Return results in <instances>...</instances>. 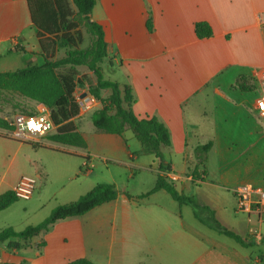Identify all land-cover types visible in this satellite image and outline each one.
<instances>
[{"label": "crops", "instance_id": "1", "mask_svg": "<svg viewBox=\"0 0 264 264\" xmlns=\"http://www.w3.org/2000/svg\"><path fill=\"white\" fill-rule=\"evenodd\" d=\"M92 19L102 24L108 42L103 67L108 63L119 75L114 80L131 84L138 116H156L166 123L172 143L162 149L163 163L170 168L164 173L199 206L174 198L179 207L153 202L152 195H167L164 189L136 197L150 189L133 187L131 180L148 172L154 187L159 159L141 152V142L130 129L122 135L84 131L82 119L91 107L80 103L72 121L86 147L41 137L21 140L0 128V194L13 190L22 176L33 177L37 184L28 207L46 210V217L100 182L116 184L118 197L59 220L42 234V247L36 239L21 249L9 247L14 237L2 241L0 262L67 264L87 258L95 264H264V222L256 215L249 220L238 209L232 189L239 183L229 182V169L223 167L229 161L220 167L221 179L193 175L198 145L211 141L210 152L225 154L234 139L264 131L256 110L264 69V0H97ZM198 21H207L213 35L199 38ZM0 54V72L44 63L28 0H0ZM240 76H245L244 88L237 84ZM109 94V89L102 92L104 97ZM24 98L27 110L15 115L42 105ZM7 113L0 108L6 119ZM8 215L0 216V229L19 230ZM214 218L245 244L213 228Z\"/></svg>", "mask_w": 264, "mask_h": 264}, {"label": "trees", "instance_id": "2", "mask_svg": "<svg viewBox=\"0 0 264 264\" xmlns=\"http://www.w3.org/2000/svg\"><path fill=\"white\" fill-rule=\"evenodd\" d=\"M97 0H28V6L33 23L38 28V39L44 56L41 65H29L16 70L0 72V91H11L24 97L43 103L51 110V116L56 131L49 135V140L76 147H86L87 142L82 132L77 128L72 118L81 110L77 98V88L83 76L79 75L78 66H87L96 76V84L90 88L91 94L101 102L92 114V121L99 130L122 135L127 129L134 132L141 142L142 153L154 154L160 161L155 186L136 197L143 198L164 189L172 198L180 203H192L199 206L198 201L190 195L179 191L174 182L169 180L164 171L169 170L163 163L162 149L171 146L170 129L165 122L156 116H138L133 110L136 101L131 84L108 79L104 75L101 64L108 56V42L105 31L99 22L92 19V11ZM74 5H73V4ZM86 27L91 35L89 48L80 47L83 39L81 26ZM148 28L152 25L148 21ZM195 31L199 38L213 35V28L207 21H198ZM65 49V55L57 57V52ZM2 54H0V59ZM246 82L245 76H240L237 84ZM111 89L104 97L102 90ZM29 111L25 114H35ZM0 128L13 130L11 122L0 114ZM212 148V142L196 147L198 164L193 170L194 176L204 179L206 171L201 168L206 162L207 154ZM163 171V172H162ZM120 190L114 183L100 182L78 199L57 205L41 222L30 224L22 230L14 227L0 229V243L10 238L13 249L42 247L46 242L42 234L47 233L59 220L82 215L89 210L110 202L118 197ZM130 197L131 194L128 193ZM19 198L14 190L0 194V211L12 205ZM212 227L220 233L228 235L240 243L245 239L235 231L223 226L216 218ZM0 264H16L4 262ZM23 264V263H21ZM67 264H95L87 258H79Z\"/></svg>", "mask_w": 264, "mask_h": 264}, {"label": "rangeland", "instance_id": "3", "mask_svg": "<svg viewBox=\"0 0 264 264\" xmlns=\"http://www.w3.org/2000/svg\"><path fill=\"white\" fill-rule=\"evenodd\" d=\"M81 31L83 39L80 47L87 49L92 43L91 35L87 32V29L83 24L81 26ZM60 51L61 53H59L57 57L65 55V49H61ZM106 64L107 65L105 67L101 64L105 77L112 80H114V77H119L116 72H112L110 70L108 63ZM78 71L80 76H85L81 79L82 83L78 85L76 92L77 98L85 108L91 107V110L85 115V117H83L81 127L84 131L91 132L97 130L91 120V116L95 107L101 104L100 101L97 100L90 92V88L96 84V76L85 65L78 66ZM102 92H104V90H102ZM109 92L111 93V89H109ZM23 99L25 98L18 93L0 91V104L3 106H0V108L8 112L7 115L10 121H12L16 113L21 112V110H27ZM56 128L57 126L54 124L53 128L47 134L40 137L49 139V135L54 133ZM226 159L229 161V165L228 167H225V165L223 167L229 169L227 174L229 182L239 184H241V182H248L255 186L264 187V131L262 129L259 128L250 134L234 139L225 154H222L219 151H209L206 162L203 165L204 168H202L206 171L205 177L216 180L221 179L220 167ZM152 179L153 176L150 173H142L140 175H136L131 180V185L133 187H141L142 189H151L154 185ZM165 194L167 195H164V198L161 196L159 197L158 195H152L151 200L153 202L158 201L168 205L173 204L174 207H179V203L173 201V198L169 193ZM32 202L33 201L29 199L19 198L10 208L2 210L0 216L5 213H9L7 220L12 223V226L16 225L19 230L24 229L30 224H37L45 219L46 216L44 215V212L46 210H38L39 212H35L34 209L28 207V205ZM25 207H28V211L25 210ZM191 208L194 207L192 206ZM17 258H19V256Z\"/></svg>", "mask_w": 264, "mask_h": 264}, {"label": "built area", "instance_id": "4", "mask_svg": "<svg viewBox=\"0 0 264 264\" xmlns=\"http://www.w3.org/2000/svg\"><path fill=\"white\" fill-rule=\"evenodd\" d=\"M260 94L256 100V110L264 123V69L258 78ZM88 107V106H87ZM12 135L21 140H33L47 134L54 126L51 110L42 103L35 114L20 113L13 117ZM166 171V170H165ZM37 181L30 176H22L14 187L18 198L30 199L36 189ZM238 200V209L247 212L249 220L252 215L258 217L260 224L264 222V188L250 183H241L232 189ZM258 227L252 231H257Z\"/></svg>", "mask_w": 264, "mask_h": 264}]
</instances>
